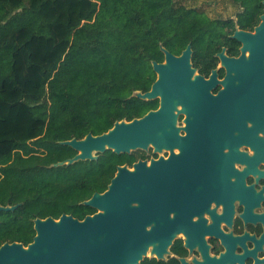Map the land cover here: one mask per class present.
I'll return each instance as SVG.
<instances>
[{"label":"trees","instance_id":"1","mask_svg":"<svg viewBox=\"0 0 264 264\" xmlns=\"http://www.w3.org/2000/svg\"><path fill=\"white\" fill-rule=\"evenodd\" d=\"M263 1L0 0V205L17 206L0 212V227L26 235L36 219L95 213L84 202L138 156L66 164L78 152L62 143L155 109L135 94L151 89L162 48L180 55L191 44L194 64V50L253 31ZM221 4L233 14H212Z\"/></svg>","mask_w":264,"mask_h":264},{"label":"flooded vegetation","instance_id":"2","mask_svg":"<svg viewBox=\"0 0 264 264\" xmlns=\"http://www.w3.org/2000/svg\"><path fill=\"white\" fill-rule=\"evenodd\" d=\"M230 39L219 51L194 50V100L175 101L171 148L130 153L138 156L126 165L131 170L175 156L180 171L179 194L148 197L133 212L131 224L142 226L147 245L131 264H264V58ZM149 101L157 105L150 111L161 107V96ZM37 235L35 221L26 235L0 227V264H49L34 258Z\"/></svg>","mask_w":264,"mask_h":264},{"label":"water","instance_id":"3","mask_svg":"<svg viewBox=\"0 0 264 264\" xmlns=\"http://www.w3.org/2000/svg\"><path fill=\"white\" fill-rule=\"evenodd\" d=\"M264 5V1H263ZM233 38L243 44L242 50H250L258 58H264V14L254 32L236 29ZM165 62H153V70L158 78L151 91L138 92L137 98L153 100L161 96V107L150 111L133 121L117 122L108 132L84 139H73L62 144L73 148L78 154L67 161L96 160L99 154L112 151L115 154H130L137 149H147L149 145L160 151L171 148L178 140L176 127V100L182 103L194 100L193 48L189 44L180 56L162 48ZM227 60L224 54H221ZM240 65L243 60H235ZM193 108L188 113L194 114ZM65 164V163H62ZM177 159L160 158L150 166L140 161L134 170L119 166L108 189L95 193L84 202L100 213L87 216L83 221L73 215L63 214L59 221L52 217L36 219L38 247L34 258L49 264H131L146 250L147 235L142 226L132 225L134 211L142 212L148 197L174 196L179 194L180 171L174 166ZM183 180L190 181V171H182ZM137 203L139 206L133 207ZM17 206H1L0 212L15 211ZM36 246V245H35Z\"/></svg>","mask_w":264,"mask_h":264},{"label":"rangeland","instance_id":"4","mask_svg":"<svg viewBox=\"0 0 264 264\" xmlns=\"http://www.w3.org/2000/svg\"><path fill=\"white\" fill-rule=\"evenodd\" d=\"M214 9V8H212ZM234 9L231 7H226L225 5L221 4L219 6H217V8L214 9V11H212L213 13H219V14H223L225 16H229L231 14H233Z\"/></svg>","mask_w":264,"mask_h":264}]
</instances>
